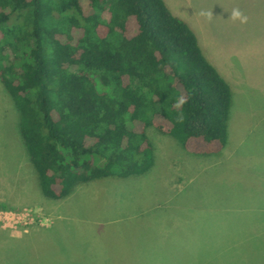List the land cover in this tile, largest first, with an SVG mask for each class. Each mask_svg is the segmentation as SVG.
Instances as JSON below:
<instances>
[{
	"label": "trees",
	"instance_id": "trees-1",
	"mask_svg": "<svg viewBox=\"0 0 264 264\" xmlns=\"http://www.w3.org/2000/svg\"><path fill=\"white\" fill-rule=\"evenodd\" d=\"M0 82L43 195L156 166L150 131L220 156L234 91L165 0H0Z\"/></svg>",
	"mask_w": 264,
	"mask_h": 264
},
{
	"label": "rangeland",
	"instance_id": "rangeland-1",
	"mask_svg": "<svg viewBox=\"0 0 264 264\" xmlns=\"http://www.w3.org/2000/svg\"><path fill=\"white\" fill-rule=\"evenodd\" d=\"M165 1L233 88L226 149L192 155L151 130L149 174L50 200L0 82V264H140L136 248L147 264H264V0Z\"/></svg>",
	"mask_w": 264,
	"mask_h": 264
},
{
	"label": "crops",
	"instance_id": "crops-1",
	"mask_svg": "<svg viewBox=\"0 0 264 264\" xmlns=\"http://www.w3.org/2000/svg\"><path fill=\"white\" fill-rule=\"evenodd\" d=\"M121 252L123 253L124 257L127 258L126 250L124 249V250L121 251ZM133 253H134V256H136L135 253H139V259H140V261H141L140 264H147V260H148V258H146V252H145L144 250H142V249H140V248H139V249H138V248L133 249V251L130 250V255H131V256H132Z\"/></svg>",
	"mask_w": 264,
	"mask_h": 264
},
{
	"label": "clouds",
	"instance_id": "clouds-1",
	"mask_svg": "<svg viewBox=\"0 0 264 264\" xmlns=\"http://www.w3.org/2000/svg\"><path fill=\"white\" fill-rule=\"evenodd\" d=\"M232 15H233V18H240L241 14L238 11H236Z\"/></svg>",
	"mask_w": 264,
	"mask_h": 264
}]
</instances>
